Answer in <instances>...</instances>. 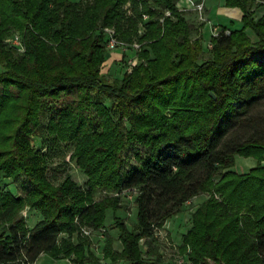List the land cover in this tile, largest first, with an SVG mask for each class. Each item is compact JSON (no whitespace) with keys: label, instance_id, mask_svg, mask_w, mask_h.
Returning a JSON list of instances; mask_svg holds the SVG:
<instances>
[{"label":"trees","instance_id":"16d2710c","mask_svg":"<svg viewBox=\"0 0 264 264\" xmlns=\"http://www.w3.org/2000/svg\"><path fill=\"white\" fill-rule=\"evenodd\" d=\"M178 1L0 0V176L24 175L32 186L24 196L0 191V264H35L43 254L86 264L92 253L88 238L73 240L76 220L100 228L108 210L122 250L108 238L104 257L147 264L141 240L151 252L155 231L202 193L210 197L183 235V264H264V115L252 112L264 100V15L255 18V0H225L242 12V26L213 36L212 57L200 62V40ZM106 27L140 45L139 63L113 81L102 73ZM43 103L53 108L49 136L75 142L85 188L70 173L58 185L48 178L45 154L33 146ZM132 143L144 157L124 172ZM237 155L256 166L231 170ZM98 189H137L133 228L115 214L120 199L97 200ZM25 207L42 215L32 228Z\"/></svg>","mask_w":264,"mask_h":264},{"label":"rangeland","instance_id":"374dc122","mask_svg":"<svg viewBox=\"0 0 264 264\" xmlns=\"http://www.w3.org/2000/svg\"><path fill=\"white\" fill-rule=\"evenodd\" d=\"M192 1L198 3L201 0H191V2ZM191 2L189 1V3L186 4L185 0H179L178 7L193 27V40H200L202 50L199 55V61L203 62L212 57V37L218 35L224 27L227 34L229 33V30L241 28L240 17L242 14L239 10H232L233 8L226 7L225 0H205L204 9L201 12L198 11ZM130 7V4L126 5L129 12L131 9ZM254 9L255 18L264 15V0H255ZM144 18L147 19V16H144ZM107 28L114 30V35L117 37L114 28L106 27L104 31L107 38ZM247 33L253 41L256 40L257 36L252 29H247ZM134 43H126L127 50H124L121 46L111 49L107 44L106 54L109 61L104 63L102 73L109 81L122 78L126 72H130L132 67L139 63L138 48L133 47ZM118 49H122L123 54H115ZM98 97L105 103V105H113V100L106 95L98 94ZM52 110V105L48 106L46 103H43L40 114L41 126L33 138V146L35 149L41 150V152L45 154L48 163V178L54 185L60 184L65 175L70 173L74 181L80 187L85 188L87 176L78 166L76 160L72 158L75 142L55 141L46 131V125L50 119ZM252 112L264 115V100H262ZM125 126L128 127V123H125ZM144 152V148L139 144L132 143L127 145L123 152V171H129L132 167L139 165L140 162L137 156L140 155L141 157H144ZM256 164L257 160L253 157L246 158L237 155L236 165L231 170L237 173H245L255 167ZM31 187L28 178L24 175H21L17 180L0 176V191H10L13 195L24 196ZM137 193V189L121 192L98 189L95 192V198L100 200L105 196L110 195L118 197L120 199L119 204L122 206L115 214L131 229L136 223L137 204L135 203V196ZM209 197L210 194L208 193H202L194 197L184 205L179 214L167 220L161 229L156 230L154 235L155 238L150 240L151 247L153 248L151 252H149L150 243L148 244L146 239L141 240V246L145 253L144 258L146 259L147 264H183L186 262L185 255L181 254L179 251V247L183 242V235L192 226V214L197 210L199 205ZM30 209L31 208L29 207H25L20 214L25 218L28 226L33 227L36 224L35 221H37V216L36 213ZM36 212L41 215L37 210ZM113 217L114 212L108 210L106 224L100 228L90 226L82 222L81 219L76 220L79 230L73 235V240L76 241L80 236L88 238L89 246L87 253H92V260L86 264H94L93 259H97L98 264H113L110 259L104 257V248L108 238L112 239L113 249L115 251L122 250V245L119 240V230L115 227H111L114 225ZM83 228L89 229L91 235H85L82 231ZM66 237V233L61 235L62 239ZM45 259L46 260L41 264H76L73 260L68 258L57 260L47 255L45 256ZM115 264H124V262L119 261Z\"/></svg>","mask_w":264,"mask_h":264},{"label":"built area","instance_id":"2783aa9c","mask_svg":"<svg viewBox=\"0 0 264 264\" xmlns=\"http://www.w3.org/2000/svg\"><path fill=\"white\" fill-rule=\"evenodd\" d=\"M191 2V0H189ZM193 4V6L198 10V11H203L204 6H205V0H201L198 3H194L193 1L191 2ZM108 32V47L113 49L116 47L121 46L124 50H127V45L124 42H121L117 39V37L114 35V30L107 28L106 29ZM12 42H14L16 45H18L20 47V50H23V46L20 40V37L18 35L14 36L11 39ZM133 47L135 48H140V45L138 43H134ZM132 62V61H130ZM134 63V62H133ZM83 233L85 235H91V231L89 229L83 228L82 229Z\"/></svg>","mask_w":264,"mask_h":264},{"label":"crops","instance_id":"0c3cea01","mask_svg":"<svg viewBox=\"0 0 264 264\" xmlns=\"http://www.w3.org/2000/svg\"><path fill=\"white\" fill-rule=\"evenodd\" d=\"M185 1H186V4L189 3V0H185ZM232 10H239V11H240V9H238V8H233ZM240 12H241V11H240ZM241 14H242V12H241ZM241 17H242V15H241ZM241 17H240V20H241ZM241 25H242V22H241ZM115 54H123L122 49H118V51H116ZM107 61H109V60H107ZM30 210L33 211L34 213H36L37 221H35V223H37L38 221H40V220L42 219V216H41L39 213H37L35 209H30ZM28 227H29V226H28ZM29 228H32V227H29ZM45 256H47V254H43V255H42V256L36 261L35 264H38V263L41 264L44 260H46V259H45ZM42 258H43V259H42ZM108 259H109V258H108Z\"/></svg>","mask_w":264,"mask_h":264},{"label":"water","instance_id":"95a60500","mask_svg":"<svg viewBox=\"0 0 264 264\" xmlns=\"http://www.w3.org/2000/svg\"><path fill=\"white\" fill-rule=\"evenodd\" d=\"M214 98H216V95L213 93V92H211L210 93Z\"/></svg>","mask_w":264,"mask_h":264}]
</instances>
